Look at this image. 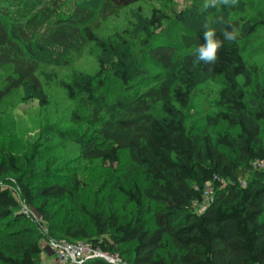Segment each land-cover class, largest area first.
Here are the masks:
<instances>
[{
    "label": "trees",
    "instance_id": "obj_1",
    "mask_svg": "<svg viewBox=\"0 0 264 264\" xmlns=\"http://www.w3.org/2000/svg\"><path fill=\"white\" fill-rule=\"evenodd\" d=\"M69 1L0 0V69L8 72L0 78V104L21 87L47 104L38 75L41 60L49 52L46 47L68 50L83 36L102 54L117 53L114 38L95 34L86 23L88 9L81 5L64 9ZM142 1L150 0H97V11L111 16ZM156 1L173 13L176 27L171 33L177 41L154 43L171 16L159 7L146 18L144 44L154 63L171 71L173 83L161 80L142 93L132 92L134 73L143 77L145 70H131L117 55L99 60L94 76L97 87L93 77L84 74L63 83L70 98L77 90L83 92L87 104L97 107V123L102 122L84 144L82 157L115 164L128 152L142 183L132 181L130 187L118 184L115 188L139 215L146 211L150 219L122 218L112 209L90 208L81 200V180L70 171L38 186L33 182L36 172L30 166L21 171L17 158L9 155L0 162V222H5L0 224V264H39L37 257L43 252L44 235L31 216L20 212L21 200L48 222L51 237L87 241L105 252L129 255V264H264V169L253 165L264 162V86L255 84V67L242 53V41L251 39L264 20L249 15L243 20L228 18L222 28H215L216 35L223 40L222 30L234 27L235 42H224L214 65L195 64L193 53L176 59L178 41L182 33L193 36L195 51L204 43V30L185 27L183 15L170 6L172 0ZM46 23L49 28L44 30ZM113 66L131 95L129 103L119 104L105 122L97 94ZM218 79L222 82L216 101L220 110L209 120L214 126L223 122L236 128L232 137L224 133L213 137L187 122L198 87ZM157 105L161 116L152 114ZM39 153L36 149L34 156ZM45 170V174L52 172L51 166ZM10 174L23 175L15 180L18 187L5 179ZM208 187L214 190L213 199L198 211L196 205L203 203ZM51 200H57L58 208ZM123 245L132 248L123 249ZM83 264L110 263L93 259Z\"/></svg>",
    "mask_w": 264,
    "mask_h": 264
},
{
    "label": "rangeland",
    "instance_id": "obj_2",
    "mask_svg": "<svg viewBox=\"0 0 264 264\" xmlns=\"http://www.w3.org/2000/svg\"><path fill=\"white\" fill-rule=\"evenodd\" d=\"M98 3L97 0L80 2L71 0L64 9L71 10L77 5L88 9L90 15L86 23L93 28L95 34L103 38L109 36L114 38L117 42L115 43L117 53L102 54L94 43L87 41L83 36L68 50L46 47L49 52L45 59L41 60L38 75L43 83V93L47 104H41L27 87L15 89L4 98L0 104V162L4 157L12 155L17 158L21 171L30 166V169L36 172L33 182L38 186L48 182L50 177L64 176L70 171L81 180V200L90 208H100L105 211L112 209L122 218L142 215L148 220L150 215L146 211L139 215L136 207L128 203L115 188L118 184L130 187L133 184L132 181L142 183L141 172L132 163L128 152L125 151L120 161L115 164L82 157L84 144L93 133L101 129L102 122L97 123L94 116L97 107L87 104V96L77 90L76 96L70 98L63 88V83H71L74 77L81 74L94 79L99 69V60L115 59L116 55L119 59L123 57V61L129 65L131 70H145L143 77H138L131 71L132 75L134 73L131 80L132 92L142 93L149 87L157 85L161 80L173 83L169 75L171 71L154 63L144 44L147 33L146 18L150 16L152 9L160 7L168 13L170 8L164 7L156 0L142 1L138 5L121 10L118 14L107 16L97 11ZM203 4L193 0H172L170 6L174 5L179 16L183 15L181 16L185 18L183 25L189 30L197 28L204 30L202 25L206 18L214 21L216 18L223 17L225 22L228 18L247 19L246 16L249 15L259 16L264 20V0H238V5L234 7L219 6L207 10L204 9ZM168 14L171 16L169 15L170 18L164 25L165 29L160 30L159 37L156 41L154 40L156 45H165L164 40L174 43L177 41L173 37L175 35L171 33L176 27H174L176 19L172 17V12ZM211 26L217 29L222 28L223 24L213 23ZM47 28L49 26L46 23L43 29ZM181 36L183 38L178 41L180 49L176 59L182 57L184 53H194L193 36H186V33H182ZM242 50L246 62L255 67V84L259 83L264 86V26H261L251 39L242 41ZM117 69V66H113L105 74L104 85L99 88L97 94L103 105H101L100 113L105 122L111 111L119 108L117 107L119 104L130 101L127 98L131 95L129 88L124 87L113 73ZM6 73L8 72L0 69V78ZM0 82H2L1 79ZM94 84L98 86L96 79H94ZM221 86L222 82L218 79L198 87L194 93L192 105L186 113L187 122L189 127L207 130L213 137L218 133L232 137L237 133L236 128H231L223 122L214 126L209 120L220 110L216 106V101L217 91ZM152 114L163 115L160 105L153 107ZM36 149L40 153L34 156ZM50 166L52 172L45 174L47 172L45 169ZM21 176L10 174L5 179L11 180L14 186L18 187L15 180ZM207 191L209 195H214L211 187ZM50 203L55 208L59 206H55L57 200H51ZM40 204L41 202L37 206ZM206 205L207 203L203 202L201 205H196V209L203 211ZM64 206L66 207V204ZM25 211L36 213L34 206H28L21 200L20 212ZM79 218H82L81 215ZM39 221L48 228L50 233L48 222L42 217ZM2 223L5 222H0ZM61 236L58 235V237ZM41 245L43 252L37 257L38 263L51 264L54 259L53 252L44 237ZM122 248L131 250L132 247L123 245ZM119 256L124 264H129V255L119 254Z\"/></svg>",
    "mask_w": 264,
    "mask_h": 264
},
{
    "label": "built area",
    "instance_id": "obj_3",
    "mask_svg": "<svg viewBox=\"0 0 264 264\" xmlns=\"http://www.w3.org/2000/svg\"><path fill=\"white\" fill-rule=\"evenodd\" d=\"M253 165L264 169V162H255ZM207 189L203 202L208 205L212 201L213 195H209L210 193ZM24 213L31 216L34 222L39 225L40 231L53 252L54 259L51 264H83L93 259H101L110 264H124L118 253L105 252L90 242H71L66 239L51 238L48 228L43 223H40L39 219L41 220V217L37 213L30 211H25Z\"/></svg>",
    "mask_w": 264,
    "mask_h": 264
},
{
    "label": "clouds",
    "instance_id": "obj_4",
    "mask_svg": "<svg viewBox=\"0 0 264 264\" xmlns=\"http://www.w3.org/2000/svg\"><path fill=\"white\" fill-rule=\"evenodd\" d=\"M238 5V0H204V9L217 8L219 6L234 7ZM213 23L223 24V17L216 18V20H209L206 18L204 24L202 25L203 40L204 43L196 47L194 51L195 64L203 62L206 65H214L218 60V53L220 49L224 46V42L234 43L237 38V30L232 27V30L227 29L222 30L221 34L223 40L218 39L216 35V29L211 25ZM231 27V26H230Z\"/></svg>",
    "mask_w": 264,
    "mask_h": 264
},
{
    "label": "crops",
    "instance_id": "obj_5",
    "mask_svg": "<svg viewBox=\"0 0 264 264\" xmlns=\"http://www.w3.org/2000/svg\"><path fill=\"white\" fill-rule=\"evenodd\" d=\"M50 255L52 256V253Z\"/></svg>",
    "mask_w": 264,
    "mask_h": 264
}]
</instances>
